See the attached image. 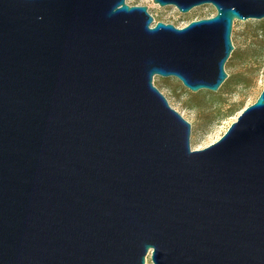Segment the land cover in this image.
<instances>
[{"label":"water","instance_id":"obj_1","mask_svg":"<svg viewBox=\"0 0 264 264\" xmlns=\"http://www.w3.org/2000/svg\"><path fill=\"white\" fill-rule=\"evenodd\" d=\"M0 0V264H264V84L214 142L153 84L216 91L264 0Z\"/></svg>","mask_w":264,"mask_h":264},{"label":"rangeland","instance_id":"obj_2","mask_svg":"<svg viewBox=\"0 0 264 264\" xmlns=\"http://www.w3.org/2000/svg\"><path fill=\"white\" fill-rule=\"evenodd\" d=\"M127 3L146 5L154 22L163 21L177 27L215 12L211 4L181 13L172 5L159 6L152 0H127ZM230 39L234 48L224 64L227 77L216 91L199 89L193 92L176 77H153V84L169 105L190 123L191 149L216 141L238 113L256 99L264 84V17L234 20ZM146 264H152L149 255Z\"/></svg>","mask_w":264,"mask_h":264}]
</instances>
